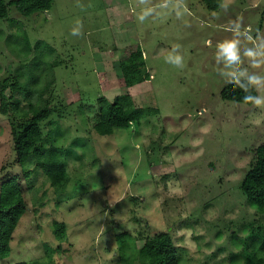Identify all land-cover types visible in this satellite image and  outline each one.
Masks as SVG:
<instances>
[{
	"label": "rangeland",
	"instance_id": "374dc122",
	"mask_svg": "<svg viewBox=\"0 0 264 264\" xmlns=\"http://www.w3.org/2000/svg\"><path fill=\"white\" fill-rule=\"evenodd\" d=\"M224 3L227 11L204 0H55L30 16L10 6L0 18V82L9 77L25 87L9 92L19 111L29 105L25 89L54 107L42 122V147L60 150L70 181L60 190L35 161L19 164L16 109L0 110V186L18 175L28 200L0 264H123L120 246L141 245L142 231L167 229L180 264H248L252 251L264 255V212L241 186L252 149L264 142V107L221 97L229 84L223 73L264 75V66L245 60L225 69L215 60V45L231 36L230 20L241 18L253 37L264 34V0ZM147 8L152 15L141 22ZM134 43L151 78L128 86L118 47ZM174 44L182 68L165 61ZM125 93L152 112L100 134V98ZM56 220L66 223V240L56 237Z\"/></svg>",
	"mask_w": 264,
	"mask_h": 264
},
{
	"label": "trees",
	"instance_id": "16d2710c",
	"mask_svg": "<svg viewBox=\"0 0 264 264\" xmlns=\"http://www.w3.org/2000/svg\"><path fill=\"white\" fill-rule=\"evenodd\" d=\"M211 9H217L224 0H204ZM55 0H0V18L9 16L10 6L14 5L25 16L39 12H46L52 8ZM119 64L126 85L133 86L148 81L151 72L148 70L147 61L142 46L138 43L118 47ZM243 82V81H242ZM25 88L23 85L12 83L9 77L0 82V110L8 114L11 106L18 115L12 119L14 148L18 155L19 164L30 166L34 161L44 169L52 185L57 189L65 190L70 173L66 161L62 158L57 148L45 149L42 122L48 119L55 111L51 103L41 105V100L31 98L32 91L25 89L29 97V105L19 111V103L11 99L9 94L13 88ZM12 89V90H11ZM252 95H258L256 89H251ZM246 93L234 84H227L221 90L224 100L244 102ZM101 106L99 119L95 124L96 130L103 135L112 134L116 127H126L131 122H140L143 114L152 112L150 108L136 106L130 94H119L113 100L105 96L100 98ZM18 110V111H17ZM28 177L30 167L25 172ZM242 189L252 204L264 212V142L252 149V158L248 169L242 179ZM28 209V200L25 195L24 185L18 175L8 177L0 186V256L7 257L12 251L11 242L22 216ZM151 228V227H150ZM53 231L58 239L66 240V223L54 221ZM141 245L127 243L120 246V258L123 264H180L178 247L169 229L161 230L154 235L141 232ZM264 251V241L260 244ZM260 251L248 254V264H264V255ZM10 264H29L19 261Z\"/></svg>",
	"mask_w": 264,
	"mask_h": 264
},
{
	"label": "clouds",
	"instance_id": "9594fccd",
	"mask_svg": "<svg viewBox=\"0 0 264 264\" xmlns=\"http://www.w3.org/2000/svg\"><path fill=\"white\" fill-rule=\"evenodd\" d=\"M141 4H146L147 0H140ZM166 2L162 7H167ZM179 7V5H177ZM221 8L225 11L228 9L227 3H221ZM153 9L147 8L139 16L141 22L152 15ZM180 13L177 12V15ZM225 31L230 32L231 36L219 41L215 45V60L223 61L225 69L239 68L245 60L248 61L253 69H259L264 66V34L259 30L256 31L255 37L252 35L250 27H244L241 18L230 20ZM74 35H78V30H73ZM241 37L244 39L242 40ZM251 45V46H249ZM181 45L174 44L171 51L165 57L167 63L175 67H183V56L180 54ZM226 77L225 83H231L242 89L246 95L244 102L252 104L255 107H264V95H252L251 89L264 91V75L257 72H249L248 68H244L239 72L227 71L223 73ZM243 81V82H242Z\"/></svg>",
	"mask_w": 264,
	"mask_h": 264
}]
</instances>
